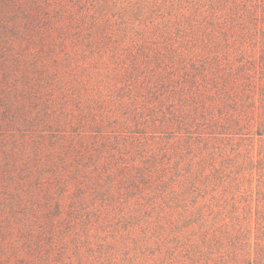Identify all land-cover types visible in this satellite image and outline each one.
<instances>
[{
	"label": "trees",
	"instance_id": "1",
	"mask_svg": "<svg viewBox=\"0 0 264 264\" xmlns=\"http://www.w3.org/2000/svg\"><path fill=\"white\" fill-rule=\"evenodd\" d=\"M69 1L68 30L54 32L53 0H0L14 25L2 19L3 30L21 38L44 21V38L69 35L106 67L59 119L74 133L47 114L41 126L55 133L25 141L36 154L50 143L32 197L76 183L71 197L87 212L76 207L68 228L132 241L144 259L124 264H264V0H96L90 21L88 0ZM1 157L2 179L27 191L30 163ZM25 235L36 264L42 248ZM98 252L92 264H119L117 247Z\"/></svg>",
	"mask_w": 264,
	"mask_h": 264
},
{
	"label": "rangeland",
	"instance_id": "2",
	"mask_svg": "<svg viewBox=\"0 0 264 264\" xmlns=\"http://www.w3.org/2000/svg\"><path fill=\"white\" fill-rule=\"evenodd\" d=\"M62 1L53 0L55 4L51 16L54 32L61 28L68 30L67 15L73 9L69 0ZM95 1L87 2L86 21H90L92 17L91 9L97 5H94ZM106 1H121L126 4L124 0ZM58 2L67 5L63 12L65 18L62 20L56 18ZM8 14L10 15L11 11L8 10ZM2 19L7 21L9 28L14 26L10 18L4 19L0 12V157L1 151L12 153L17 157L19 166L28 162L33 171L29 173L27 191H21L17 183L2 179L0 174V180L5 181L3 184L0 181V263L26 264L35 258L25 241L27 231L36 234L35 238L42 248L41 255H37L36 264L57 262L92 264L93 259L101 258L99 250L111 251L115 247L119 251L116 253V261H119V264L127 263L131 256H142L144 259L141 249L134 247L132 241L121 236L115 237L110 232L93 226L89 231L81 229L80 233L75 228L72 230L68 228L69 219L73 216L72 212L76 207L77 212H81L82 215L84 211L87 212L78 206V199L71 197L76 190V183L70 185L69 192L62 194L63 190L55 182L57 185L47 191L48 196L45 192H41L42 194L39 193L36 198L32 197L34 187L38 186V168H41V163L45 164V158L49 157L47 151L50 149V143L47 142L40 153L36 154L35 146L25 141L34 139L40 134H45L47 138L55 133L52 128H50L51 132H45L43 130L45 128L41 126L47 114L48 123L62 125V128H56V131H61L63 136H70L74 128L68 122H60L59 119L67 109L69 110L67 114H71L73 110L76 112L72 98L82 94L81 90L85 85L88 84V89L91 91L95 84L99 83L100 77L106 71L105 64L99 63L95 66L91 60L86 61L82 56L85 49L76 46L69 35H66V39L68 38L66 41L57 34L44 38L40 33L44 21L29 29L21 38H17L10 30H3ZM69 58L72 59L70 65H68ZM83 94V96L87 95L88 91ZM65 97L70 101L69 103L64 104ZM11 104L14 114L8 113L7 116L5 109ZM21 110L28 112L27 117H22L24 114ZM3 158L5 157H1L0 161L4 166L8 163ZM45 174L46 178L43 179L45 184L53 182L52 170L47 169ZM52 227L56 229L50 233ZM98 260L96 259L97 263Z\"/></svg>",
	"mask_w": 264,
	"mask_h": 264
}]
</instances>
